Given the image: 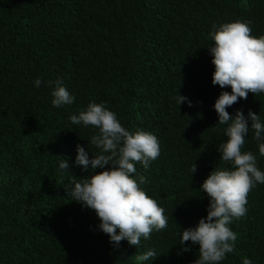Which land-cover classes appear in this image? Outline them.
<instances>
[{"label": "trees", "instance_id": "trees-1", "mask_svg": "<svg viewBox=\"0 0 264 264\" xmlns=\"http://www.w3.org/2000/svg\"><path fill=\"white\" fill-rule=\"evenodd\" d=\"M238 19L264 35V0H0V264H137L134 256L150 249L158 257L142 264H195L199 245L180 244L179 234L207 216L203 181L216 166L231 169L219 160L227 125L216 127L213 108L231 89L212 85L209 33ZM57 78L71 105L53 107L47 81ZM177 95L186 98L179 106ZM93 101L160 142L159 157L147 169L137 162L133 178L145 177L141 188L168 226L137 247L110 243L95 212L67 194L70 176L102 171L75 165L77 145L89 159L100 151L91 144L98 130L70 121ZM237 110L264 122V94L227 108L232 117ZM253 136L249 128L243 150L264 171ZM247 201L246 215L229 225L234 252L220 264H264V184Z\"/></svg>", "mask_w": 264, "mask_h": 264}, {"label": "clouds", "instance_id": "clouds-1", "mask_svg": "<svg viewBox=\"0 0 264 264\" xmlns=\"http://www.w3.org/2000/svg\"><path fill=\"white\" fill-rule=\"evenodd\" d=\"M250 24L251 21L238 19L221 24L218 29L213 26L214 30L209 33L214 42V46L208 48L214 66L212 85L231 89V92L221 91L213 105L218 115L216 127L227 125L224 130L226 142L218 148L219 160L230 163L231 169L222 170L216 166L203 181L200 191L209 199L207 216L200 219L195 228L179 234L180 244L199 245L195 264H220L226 254L234 252L238 236L229 225L233 219L246 215L247 196L252 188L264 184V171L258 167L257 155L243 150L251 128L253 139L258 142L259 156L264 157V122L251 111L247 117L242 110H237L234 117L227 111L240 100H246L249 93L253 96L264 94V35L253 36ZM44 83L39 77L34 81L37 88ZM47 87L52 89L53 107L74 102L75 97L59 78L47 81ZM185 100L177 95L178 106ZM70 121L98 130L91 137V144L100 150L99 153L89 159V151L77 145L75 165L85 171L89 168L102 171L80 179L70 176L72 186L67 194L72 201L95 212L100 221L99 230L109 237V242L118 246L126 240L130 246L137 247L141 239H150L153 231L167 228L169 218L164 214V208L141 188L146 183L145 177L133 178L137 162L147 169L150 162L159 157L158 138L142 129L127 130L116 113L103 102L89 103L79 114L72 115ZM105 166L109 167L104 170ZM68 168L66 160L60 159L61 173L66 174ZM195 172L193 163L191 175ZM157 257L156 250L150 249L135 255L134 259L137 264H142ZM242 264H252V261L245 257Z\"/></svg>", "mask_w": 264, "mask_h": 264}]
</instances>
